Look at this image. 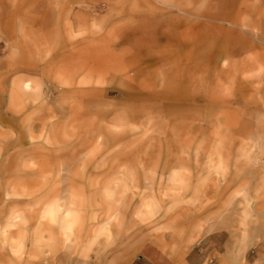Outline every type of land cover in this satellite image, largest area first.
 <instances>
[{
    "label": "rangeland",
    "instance_id": "rangeland-1",
    "mask_svg": "<svg viewBox=\"0 0 264 264\" xmlns=\"http://www.w3.org/2000/svg\"><path fill=\"white\" fill-rule=\"evenodd\" d=\"M213 246L264 264V0H0V264Z\"/></svg>",
    "mask_w": 264,
    "mask_h": 264
},
{
    "label": "crops",
    "instance_id": "crops-1",
    "mask_svg": "<svg viewBox=\"0 0 264 264\" xmlns=\"http://www.w3.org/2000/svg\"><path fill=\"white\" fill-rule=\"evenodd\" d=\"M226 21L228 24H233L232 20L227 19ZM217 238L214 237L213 240L209 239V244L216 245V242H218L216 241ZM205 251L206 250H200L197 248L191 249L184 257L182 264H206L208 255L218 253L216 246L210 248L209 252ZM144 253V255L139 256V258L135 260L132 264H171L167 262V259H165L164 263L159 262V256L162 257V255L159 254L156 250H154L153 247H149V249H147Z\"/></svg>",
    "mask_w": 264,
    "mask_h": 264
}]
</instances>
